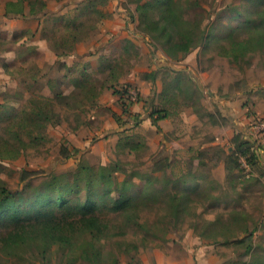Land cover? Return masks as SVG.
<instances>
[{
  "label": "rangeland",
  "instance_id": "obj_1",
  "mask_svg": "<svg viewBox=\"0 0 264 264\" xmlns=\"http://www.w3.org/2000/svg\"><path fill=\"white\" fill-rule=\"evenodd\" d=\"M7 1L15 0H0V150L6 141L23 150L0 157V185L19 189L23 169L72 175L82 158L131 180L135 202L101 213L104 237L79 234L73 252L50 237L6 249L48 180L33 179L23 201L0 213V264H264V144L254 131L264 124V0H170L182 18L173 34L206 32L188 54L141 29L138 8L149 3L157 20L158 0H21L24 17L6 15ZM243 40L245 55L219 54ZM242 140L258 159L233 154ZM91 244L99 261L75 257Z\"/></svg>",
  "mask_w": 264,
  "mask_h": 264
},
{
  "label": "trees",
  "instance_id": "obj_2",
  "mask_svg": "<svg viewBox=\"0 0 264 264\" xmlns=\"http://www.w3.org/2000/svg\"><path fill=\"white\" fill-rule=\"evenodd\" d=\"M156 2L161 6L163 3L165 4V8L161 12L162 15L157 20L149 17V3L138 8L139 25L154 41L159 44L167 41L177 52L183 54H188L195 47L204 44L207 38L204 30L198 35L197 32L188 30H178L176 34H173L169 29L170 25L179 27L182 18L172 11V1L158 0ZM23 12L24 6L21 0L6 2V15H23ZM35 12L36 9L31 6L30 14L34 15ZM249 44L246 40L235 42L229 49L222 48L219 54L237 59L239 55L246 54ZM149 76L154 80L152 73ZM159 112L155 110L152 113L157 115V120L167 118L166 114L159 115ZM34 121L36 122L38 119ZM253 144L251 141L242 140L233 154L245 156L250 162L251 158L258 159L260 149L253 148ZM22 150V148H16L6 141L0 150V157L15 159L22 153ZM66 150L64 147L61 148V152L63 154L66 152V157H69L70 153ZM225 167L228 169V159H225ZM117 172L118 170L110 165H101L95 168L82 158H79L77 168L72 175L67 173L56 175L42 169H23L19 189L10 190L0 185V213H10L13 206L23 201L24 197L20 195L33 179L42 176L48 180L45 181V185L41 184L42 186L39 188L41 190L34 202L37 209L29 210L26 212V217L19 219V226L7 236L4 247L7 249V245H22L25 237H50L67 243L70 252H73L76 250L75 239L80 236L79 234H87L92 240L104 237L108 225L101 220L100 214L104 211H124L133 206L135 202L132 181L127 177L120 181L116 175ZM70 177H72L71 181H69ZM80 183L84 185L85 194L83 197H80L81 191H77V184ZM58 213L61 215L59 216ZM20 214L14 213L16 220ZM75 257L96 262L100 260V252L96 245L91 244L82 249Z\"/></svg>",
  "mask_w": 264,
  "mask_h": 264
},
{
  "label": "crops",
  "instance_id": "obj_3",
  "mask_svg": "<svg viewBox=\"0 0 264 264\" xmlns=\"http://www.w3.org/2000/svg\"><path fill=\"white\" fill-rule=\"evenodd\" d=\"M15 1H17V0H15ZM6 4V3H5ZM5 4H4V12H5ZM22 4H23V1H22ZM24 6V5H23ZM28 13H30V10L28 11ZM6 14V13H5ZM27 15V10H25V8H24V12H23V17L24 16H26ZM29 30V29H28ZM33 33L35 34V35H37L38 33H37V31L36 30H34L33 31ZM244 118V117H243ZM165 119H167V118H163V119H160V120H158V122H160V121H163V120H165ZM241 120H242V118H241ZM245 121H243V123H244ZM75 140L76 141H78L77 143L78 144H80L79 146H81V148H84V147H86V146H89V144H90V138H81V137H77V138H75ZM106 142H109V140H104L103 141V144H106ZM93 148H95V146H93Z\"/></svg>",
  "mask_w": 264,
  "mask_h": 264
},
{
  "label": "built area",
  "instance_id": "obj_4",
  "mask_svg": "<svg viewBox=\"0 0 264 264\" xmlns=\"http://www.w3.org/2000/svg\"><path fill=\"white\" fill-rule=\"evenodd\" d=\"M129 97L130 99L134 100L136 98V94L133 91H131L129 93ZM254 131L257 134L256 138H259L262 144H264V124L260 125V127L258 126L254 127Z\"/></svg>",
  "mask_w": 264,
  "mask_h": 264
}]
</instances>
